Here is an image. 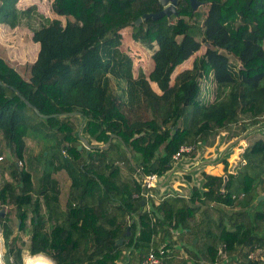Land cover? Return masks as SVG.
<instances>
[{
    "label": "trees",
    "instance_id": "obj_1",
    "mask_svg": "<svg viewBox=\"0 0 264 264\" xmlns=\"http://www.w3.org/2000/svg\"><path fill=\"white\" fill-rule=\"evenodd\" d=\"M197 1L134 24L160 1L51 0L55 17L32 28L39 47L23 70L0 44V168L7 162L10 177L0 201L13 206L0 217L4 264H23L11 209L18 231L30 232L27 252L55 264H139L151 242H164L163 264H264V201L251 198L257 185L264 194V137L244 148L222 191L223 177L203 171L202 192L193 185L159 202L141 193V175L166 172L181 145H194L182 153L193 156L198 142L264 117V0ZM35 9L0 0V25L15 28ZM128 28L151 49L148 73L134 74L131 55L104 43L116 33L132 43ZM81 136L88 146L78 147ZM25 137L36 142L30 154ZM241 191L245 203L232 197ZM254 247L263 248L257 258Z\"/></svg>",
    "mask_w": 264,
    "mask_h": 264
},
{
    "label": "rangeland",
    "instance_id": "obj_2",
    "mask_svg": "<svg viewBox=\"0 0 264 264\" xmlns=\"http://www.w3.org/2000/svg\"><path fill=\"white\" fill-rule=\"evenodd\" d=\"M20 1H21L20 3H22L23 6L35 5L36 9H35V11L32 12V16H31L30 20H28V21L23 20V22L20 23L18 30L13 31L10 34H8V32L2 28V25H0V44H1V46L6 48V51H5L6 57L5 58H7L15 68H17L18 70H23V68H25L24 63L26 61L33 60L35 58V56L37 54L38 47H39L38 43L34 42L30 37L31 32H32V28L39 26L40 23L45 22L46 17L52 18V17H55V15L53 14V12L51 10V6H50L51 0H20ZM20 6H21V4H20ZM206 6L204 5L200 9L206 10L207 9ZM130 33H131V28H128L127 34L132 39ZM12 34H15V36H12ZM196 37L201 38L200 35H196ZM104 43L110 44L113 46H117L120 49H122L123 51H125L131 55L132 60H133V73L134 74L137 73V70L139 67L142 68L145 73H148L152 69L154 62H153V59L151 57V49H148L147 47H145L140 41H136V40L132 39V43H126V42L122 41L121 38L119 36H117V33H116L112 37L104 40ZM263 45H264V43H263ZM204 47H205V44L203 43L201 48L196 52V54L201 53L204 50ZM140 52L141 53L143 52L142 55L139 54ZM178 69H180V68H178ZM111 84L113 85L114 88H116L117 85H118V87L120 86V84L117 83L116 81H111ZM212 86H213V84L209 85V87H212ZM27 112L32 117H35V115L31 111V109L27 108ZM263 119H264V117L262 118V120ZM245 123H248V122L244 121V122L229 125L227 128H225L223 130L225 133H226V131H229V134L226 133L225 136L224 135L219 136L220 133H217L216 135L211 136L206 142H204L205 146H204L203 151L206 150V152L202 153L201 159L205 158V156H208V154L210 155L211 153H213L214 149L224 147L226 145V143H228L230 141V139L241 134L245 128L242 129V127H240V126L245 124ZM263 137H264V135H262V132L257 130V131L252 132L251 134L249 133V135H247L245 140L247 141V143H252L254 140H257V139L263 138ZM25 140L27 142L26 153L30 154L31 151L35 150L36 142L31 137H25ZM241 146H242L241 144L235 145L234 152H232L231 154H235L236 153L235 149L238 147H241ZM203 154H205V156ZM186 156H189V155H186ZM23 161H24V165H25L26 160L24 159ZM38 163L41 165V161ZM18 165L21 166V164H19V163H18ZM8 167H9L8 163L6 162V164L4 165V168L3 169H1L2 167L0 168V171L2 170L1 171V182H2V179H4V178L10 179L8 171H7ZM241 167H242V164L239 161L234 169H240ZM199 174H201V173H199ZM173 179L177 180V177H175ZM188 179H190V184H189L190 186L193 183H195V181L192 180L191 178H188ZM175 186L176 187L178 186L182 190V192H183L182 194H186L189 192L188 187L184 184L177 183ZM168 190L170 193H172L170 189H168ZM155 191H157V190H155ZM258 192H260V185L256 186V189H254L252 196H251L252 201H255V203H258V201H260V200L264 201V196H261V199H259V196L257 195ZM261 194H263V193H261ZM245 202H246L245 199H243L242 203H245ZM148 206H149V208H151V206L149 204H148ZM10 207H13V206L10 205ZM11 211H12L11 215H14V216H13V218L11 217V223L10 224L14 227V232H15L17 230V228H16L17 215L14 213L15 212L14 209H11ZM165 241L166 242L169 241L168 237L166 238ZM23 244H24V242H23ZM170 244H172V242ZM8 247H9L8 241L5 239V237L1 234V231H0V250H1L2 258L4 259V261L7 260V256H8V254H10ZM22 247H23V245H22ZM24 253H25V251L23 252V254ZM28 256H23L24 263H25V259ZM46 259L51 261L52 264H54L53 260L50 259L49 257H46ZM30 260L31 259L28 258V262ZM132 261L134 264L135 259L133 258Z\"/></svg>",
    "mask_w": 264,
    "mask_h": 264
},
{
    "label": "water",
    "instance_id": "obj_3",
    "mask_svg": "<svg viewBox=\"0 0 264 264\" xmlns=\"http://www.w3.org/2000/svg\"><path fill=\"white\" fill-rule=\"evenodd\" d=\"M159 1L163 5L162 9L154 13H146L143 16H138L134 20V24H139L142 21L143 17H147L149 15L153 17H159L162 15H170L171 13H175V14L177 13L176 11L177 0H159ZM190 3L193 7H196L198 5L197 0H190ZM34 110L40 116L43 117L47 116V114L39 113L36 107H34ZM244 126L245 129L241 134L230 139V141L226 143L224 147L214 149V152L211 153L210 155L208 154V156H205V154H203L205 156V158L203 159H201V157H202V153L206 152V150L203 151L205 144L204 141L198 142L195 155L181 156L178 160L174 161L170 169H168L163 174L158 175L155 178L151 179L150 181L152 185L159 190V195H166L170 193L168 189H170L172 193L178 192V194L181 195L183 192L178 186L177 187L175 186L177 183L186 185L189 190H192V186L196 185L199 188V190L202 192L205 189L203 187V184L206 180V178L202 174L203 171H206L209 174L223 177L220 187L222 191L228 179V173L234 172L235 165H237L238 162L241 160L240 154L243 152L244 148L248 145L247 141L245 140L247 135L257 130L261 131L262 134H264V119L259 120L256 123H251V122L245 123ZM219 133H220L219 136L226 135L224 131H221ZM113 136L114 134H111L109 139L105 143L100 145V147L107 148ZM237 144H241L242 146L235 149L236 150L235 154H231L232 152H234L235 145ZM82 145L88 146V141L84 136H81V144H79L78 147L81 148ZM128 156H130V153H128ZM224 161H228L227 171L224 170ZM185 175L189 177H186ZM175 177H177V180L173 179ZM188 178L194 180L195 183H193L190 186L189 185L190 179ZM261 196H264V194L259 195V199L261 198ZM140 203L143 204L144 200H141ZM4 215H5V211L2 208L0 210V217ZM132 216L133 218L138 219V216L135 213L132 214ZM138 229H139V225H138ZM129 233H130L129 228H127L126 235H129ZM123 238L124 236L119 237L116 240V243L121 244L123 242ZM194 241H196V239H194ZM132 248L133 245L126 252V261L129 260V254ZM32 264H51V262L47 259H37Z\"/></svg>",
    "mask_w": 264,
    "mask_h": 264
},
{
    "label": "built area",
    "instance_id": "obj_4",
    "mask_svg": "<svg viewBox=\"0 0 264 264\" xmlns=\"http://www.w3.org/2000/svg\"><path fill=\"white\" fill-rule=\"evenodd\" d=\"M194 148V145L192 144H184L181 145L179 147V150L175 153L172 154V158L174 161L178 160L181 156H183L184 154L182 153H186L189 152L190 150H192ZM3 160V154L0 153V161ZM17 163L19 164H23L21 160H18ZM156 176H158L157 174H151V175H141V185H142V195H144L146 198H154L156 200V202H159L162 198L163 195H159V192H154L153 189V185L151 183V179L155 178ZM1 179V176H0ZM135 196H138V193L134 194ZM162 196V197H160ZM233 197H237V198H243L244 197V193L241 192H236L234 194H232ZM4 209V211H8V209L10 208V205L4 202L0 201V210ZM164 247L163 244L160 245H154L152 242L151 244L148 246V249L142 253L141 259L139 264H162V259H163V254H164ZM263 253V248L261 247H254L252 249V251L249 253V257L252 258H257L259 255H261ZM29 255V256H28ZM39 257V259H46L45 254L43 253H36V254H30V253H25L23 254V256H28L25 259V263L23 261V264H28V258L37 256ZM36 260V259H35ZM51 262V261H50ZM0 264H4L3 258H2V254H0ZM32 264V263H30ZM52 264V262H51ZM55 264V263H54Z\"/></svg>",
    "mask_w": 264,
    "mask_h": 264
},
{
    "label": "crops",
    "instance_id": "obj_5",
    "mask_svg": "<svg viewBox=\"0 0 264 264\" xmlns=\"http://www.w3.org/2000/svg\"><path fill=\"white\" fill-rule=\"evenodd\" d=\"M21 1L19 0V4H21V7H26V6H28V5H26V6H23L22 5V3H20ZM20 25H18V26H16L15 28H10V27H8V26H6V25H2V28L3 29H5V31H7L8 32V34H10L11 32H13V31H16V30H18V27H19ZM131 34V33H130ZM12 36H15V34H12ZM27 143V142H26ZM35 149H36V147H35ZM11 212L12 211H10V214L8 215V217H9V222L11 223V217L13 218V216L14 215H11ZM15 213V212H14ZM16 214V213H15ZM16 222H17V219H16ZM14 235H16V236H21V238H22V240L24 241V244H23V250L25 251V253H27V247H28V244H29V237H30V232L27 230L26 232H22V231H18V229L14 232ZM172 237L173 238H176V235L174 236V235H172ZM24 253V254H25Z\"/></svg>",
    "mask_w": 264,
    "mask_h": 264
},
{
    "label": "clouds",
    "instance_id": "obj_6",
    "mask_svg": "<svg viewBox=\"0 0 264 264\" xmlns=\"http://www.w3.org/2000/svg\"><path fill=\"white\" fill-rule=\"evenodd\" d=\"M240 162H241V164L243 165L244 164V159H242L241 158V160H240ZM18 164V163H17ZM235 170V169H234ZM0 176H1V173H0ZM3 180V179H2ZM0 184H1V179H0ZM236 193V192H235ZM234 194V193H233ZM233 197V196H232ZM237 198V197H236ZM241 199H243V198H239V200H241ZM6 213V212H5ZM174 236L176 235V234H173ZM169 240H170V238H169ZM169 242V241H168ZM164 242H161V243H159V245L160 244H163ZM142 256V255H141ZM164 258V257H163ZM162 264H163V259H162Z\"/></svg>",
    "mask_w": 264,
    "mask_h": 264
},
{
    "label": "bare ground",
    "instance_id": "obj_7",
    "mask_svg": "<svg viewBox=\"0 0 264 264\" xmlns=\"http://www.w3.org/2000/svg\"><path fill=\"white\" fill-rule=\"evenodd\" d=\"M0 254H1V250H0ZM30 259L31 260L28 262V264L33 263L35 261V259L37 260V259H39V257L37 255V256L31 257Z\"/></svg>",
    "mask_w": 264,
    "mask_h": 264
},
{
    "label": "flooded vegetation",
    "instance_id": "obj_8",
    "mask_svg": "<svg viewBox=\"0 0 264 264\" xmlns=\"http://www.w3.org/2000/svg\"><path fill=\"white\" fill-rule=\"evenodd\" d=\"M220 132H221V131H220ZM226 133L229 134V131H226ZM230 138H231V137H230ZM227 163H228V161H227ZM227 166H228V164L226 165V162L224 161V170H225V171H227ZM235 166H236V165H235ZM234 168H235V167H234ZM237 170H238V169H235L234 172L237 171Z\"/></svg>",
    "mask_w": 264,
    "mask_h": 264
}]
</instances>
